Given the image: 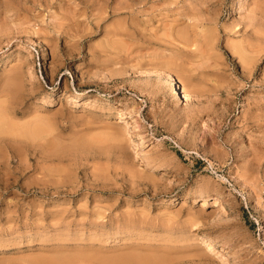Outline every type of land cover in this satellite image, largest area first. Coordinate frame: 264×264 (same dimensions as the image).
Instances as JSON below:
<instances>
[{"label": "rangeland", "instance_id": "obj_1", "mask_svg": "<svg viewBox=\"0 0 264 264\" xmlns=\"http://www.w3.org/2000/svg\"><path fill=\"white\" fill-rule=\"evenodd\" d=\"M0 264H264V0H0Z\"/></svg>", "mask_w": 264, "mask_h": 264}, {"label": "bare ground", "instance_id": "obj_2", "mask_svg": "<svg viewBox=\"0 0 264 264\" xmlns=\"http://www.w3.org/2000/svg\"><path fill=\"white\" fill-rule=\"evenodd\" d=\"M185 36H186V35H185ZM185 36H184V37H185ZM187 36H188V35H187ZM187 36H186V37H187ZM186 37H185L184 39L186 40V39L188 38L186 41H189V38H190V37H189V36H188L187 38H186ZM192 39H193V38H192ZM190 41L193 43L194 40L192 41V40L190 39ZM188 43H189V42H188ZM192 43H191V44H192ZM153 72H154V71H153ZM155 73H156V75H158V77H160V73H157V72H155ZM160 78H161V77H160ZM163 78H164V77H163ZM166 80H167V82L171 83V84L174 86V92H173L174 94H178V92H179L181 98H183V99H185V100H188V101L190 100V98H191V97H190V94H189L185 89H183V90H181V88L178 89V86H177V84L175 83L176 79L172 76V74L167 75ZM69 93H70V92H69ZM3 94H4V93H3ZM70 94H71V95H74V92H73V93H70ZM86 94H87V93H85V92H78V93L75 94L74 96L79 97V98H83V97L86 96ZM73 98H74V97H73ZM122 109H123V108H122ZM122 109H118L119 114H123ZM118 111H117V112H118ZM135 111H136V110H135ZM192 117H193V116H192ZM190 118H191V117H190ZM189 120H190V119H189ZM104 125H105V124H104ZM105 126H106V125H105ZM107 126H108V127H109V126H112V127H113V126H115V125H112V124L109 125V124H108ZM126 128H127V127H126ZM126 128H125V129H126ZM109 129H111V127H110ZM113 129L115 130V127H113V128L111 129V131L109 130V132L111 133ZM118 129H119V131H118ZM118 129H117V132H122V129H123V128H122V129H121V128H118ZM120 129H121V130H120ZM123 130H124V129H123ZM126 130H127V129H126ZM124 132H125V131H124ZM124 132H122V133H124ZM106 134H107V133H106ZM111 134H112V133H111ZM111 134H110V135H111ZM120 134H121V133H116V134L114 135V133H113V136H117V135H119V136H118V139H119V140H120V137L122 138V141H123V140H126V139H124V136L127 137V136L125 135V133H124V135L122 134L123 137L120 136ZM103 135H104V134H103ZM110 135H109V136H110ZM111 136H112V135H111ZM127 138H128V137H127ZM138 138H139V140H140L141 143L144 144V143L146 142V141H145V138H144L143 135L139 134ZM115 139H117V137H116ZM119 140H118V141H119ZM235 140H236V139H235ZM126 141H127V140H126ZM236 141H237V140H236ZM236 141H235V142H236ZM120 142H121V141H120ZM140 142H139V144H140ZM233 142H234V141H233ZM121 146H122V143H121ZM124 146H126V143H125ZM232 146H233V145H232ZM122 148H123V146H122ZM125 148H127V147H125ZM125 148H124V149H125ZM120 149H121V148H120ZM219 153H220V152H219ZM224 153H225V152H224ZM221 154H223V152H221ZM223 156H224V155H222V157H223ZM157 169H158V167H157ZM157 169H155V170H157ZM198 192H199V191H198ZM198 192H193V191H192V192H186L185 194L183 193L184 196H185L184 198H185V199H188V198H190V199H191V198H192V199H195V198H197V197H202V196H204V195L201 194V192H200V193H198ZM218 196H219V195H218ZM204 198L206 199V197H204ZM217 199H218V197H215V200H217ZM220 200H221V199H220ZM205 201H206V200H204V202H205ZM212 202H213V201H212ZM215 202H218V201H215ZM203 204H204V203H203ZM211 237H212V236H211ZM211 237H208V238H205V239H204V240H206V243H207L208 246H210V247H211L213 244L216 243V241H215L216 239H214L213 237L211 238ZM217 242H218V241H217ZM196 256H197V255H196ZM202 258H203V257H202ZM112 259H113V258H112ZM114 261H115V260H114Z\"/></svg>", "mask_w": 264, "mask_h": 264}]
</instances>
